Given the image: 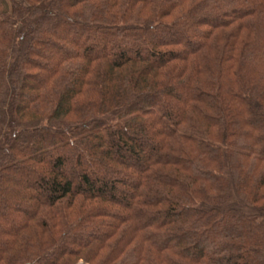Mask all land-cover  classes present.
Segmentation results:
<instances>
[{
  "label": "trees",
  "instance_id": "obj_1",
  "mask_svg": "<svg viewBox=\"0 0 264 264\" xmlns=\"http://www.w3.org/2000/svg\"><path fill=\"white\" fill-rule=\"evenodd\" d=\"M0 264H264V0H0Z\"/></svg>",
  "mask_w": 264,
  "mask_h": 264
}]
</instances>
